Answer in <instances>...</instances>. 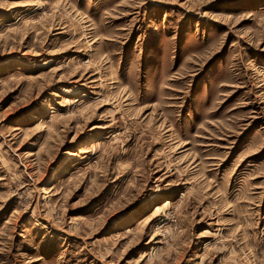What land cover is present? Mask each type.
I'll return each instance as SVG.
<instances>
[{
	"label": "rangeland",
	"instance_id": "374dc122",
	"mask_svg": "<svg viewBox=\"0 0 264 264\" xmlns=\"http://www.w3.org/2000/svg\"><path fill=\"white\" fill-rule=\"evenodd\" d=\"M0 264H264V0H0Z\"/></svg>",
	"mask_w": 264,
	"mask_h": 264
}]
</instances>
